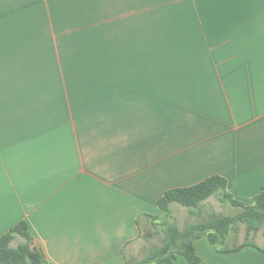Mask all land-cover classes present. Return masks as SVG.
<instances>
[{
    "label": "crops",
    "instance_id": "crops-1",
    "mask_svg": "<svg viewBox=\"0 0 264 264\" xmlns=\"http://www.w3.org/2000/svg\"><path fill=\"white\" fill-rule=\"evenodd\" d=\"M213 174L244 204L264 188V0H0V236L25 220L52 264L138 260L158 197Z\"/></svg>",
    "mask_w": 264,
    "mask_h": 264
},
{
    "label": "trees",
    "instance_id": "trees-1",
    "mask_svg": "<svg viewBox=\"0 0 264 264\" xmlns=\"http://www.w3.org/2000/svg\"><path fill=\"white\" fill-rule=\"evenodd\" d=\"M212 195L217 196L221 202L230 203L237 208L236 212L214 214L207 219L186 224L183 228L169 220L171 203L176 202L187 207L190 213H195L201 202ZM156 205L166 214L160 243L146 246L143 256L138 260L125 257L124 264H167L175 259L176 254L182 255L189 264H202L192 243L193 239L207 234L212 245L222 248L231 228L238 224L246 226L247 241L244 244H254L250 241V235L260 228L264 238V188L253 197L252 204H244L227 191V180L223 176L213 174L190 186L167 189L158 197ZM16 238L21 241L13 246L12 241ZM31 243L32 235L27 221H18L0 236V264H52L45 259L41 249L32 247Z\"/></svg>",
    "mask_w": 264,
    "mask_h": 264
},
{
    "label": "rangeland",
    "instance_id": "rangeland-1",
    "mask_svg": "<svg viewBox=\"0 0 264 264\" xmlns=\"http://www.w3.org/2000/svg\"><path fill=\"white\" fill-rule=\"evenodd\" d=\"M55 60H46L45 61V70L48 73H52L53 69H56V65L54 64ZM180 208V206H178ZM181 209V208H180ZM184 210L175 212L174 216L177 220V223L183 228L186 224L193 223L200 221L202 219H207L211 215L214 214H233L236 212L237 208L230 205L228 202L222 203L220 202L216 196H213L209 202L201 205L200 208H197L195 213H190L189 210ZM161 223V222H160ZM163 223V221H162ZM161 223V228H162ZM159 227V226H158ZM160 228V227H159ZM161 234V233H160ZM154 235L156 244L160 243L161 235ZM250 241H255L260 245L264 246V238L262 234L261 228L258 229L256 232H252L250 235ZM246 226L245 224H238L231 228L229 236L221 247H233L237 246L240 242H245L246 240ZM16 244V243H15Z\"/></svg>",
    "mask_w": 264,
    "mask_h": 264
}]
</instances>
